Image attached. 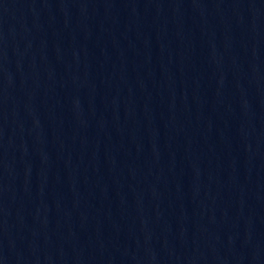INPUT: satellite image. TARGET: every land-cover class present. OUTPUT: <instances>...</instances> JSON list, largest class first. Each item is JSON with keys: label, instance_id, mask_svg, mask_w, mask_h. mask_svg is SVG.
<instances>
[{"label": "water", "instance_id": "obj_1", "mask_svg": "<svg viewBox=\"0 0 264 264\" xmlns=\"http://www.w3.org/2000/svg\"><path fill=\"white\" fill-rule=\"evenodd\" d=\"M218 0H0V257Z\"/></svg>", "mask_w": 264, "mask_h": 264}]
</instances>
